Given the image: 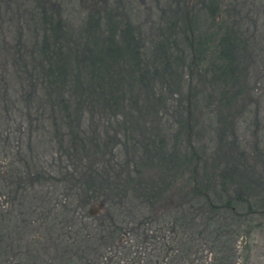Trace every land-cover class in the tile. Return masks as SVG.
Masks as SVG:
<instances>
[{
    "label": "trees",
    "instance_id": "obj_1",
    "mask_svg": "<svg viewBox=\"0 0 264 264\" xmlns=\"http://www.w3.org/2000/svg\"><path fill=\"white\" fill-rule=\"evenodd\" d=\"M38 1L44 6L25 10L27 0H0V264H117L113 262L114 256H105L107 251L114 250L124 256L121 264H236L234 238L241 232L242 218L260 216L262 220L257 226L264 223V182L256 181L260 187L258 192L251 193L250 188L240 190L235 197L225 198L218 191L213 192L214 196L210 198L197 186L188 188L190 192L195 191L193 199L197 204L191 202L187 213L170 215L172 225L170 231H167L168 236L164 234V225L159 226L161 213L155 209L158 196L154 194L158 193L157 186L146 185L139 190V194L147 193L149 198L145 203L152 206L153 210L149 217L144 212L141 214L139 228H131L137 232L136 235L140 234L144 253L147 254L151 248L148 260L144 263L139 248L136 249L135 255L138 254V257L135 260L129 252L131 245L122 242L117 244L118 234L123 233L132 223L127 218L133 212L126 214L129 209L126 203H122V199H119L118 204L123 205L126 211H119V218L108 212L109 217L106 219L109 222L106 224L103 219L100 221L104 226H93L90 222L85 224L92 215L80 211L95 199L102 200L97 206H105L109 185L107 180L110 178L108 176L105 179L103 176L111 172L110 168H103L101 173L91 161L89 164L83 163L85 170L81 172L78 169L82 160L74 159L69 152H65L69 162L62 161V156H54L53 159V162L60 164L57 178L52 176L51 170H36L34 159L40 150L47 152L45 148L52 143L50 136L55 137L57 145L62 146L65 135L61 123L69 132L74 129L70 133L72 140L69 142L72 144L71 149L77 150L76 143L83 141L79 132L82 130L85 113L90 118L98 110L111 117L117 116V113H130L131 108L139 107V95L134 93L135 89L147 92L146 108H149L150 102L154 107H167L168 100L162 96L168 93L172 85L167 80H175L172 79L173 74L178 75L177 80H184L180 79L177 72H172L169 66L159 70L153 65L143 64L141 53L145 51L147 41L143 34L133 28L129 19L122 22L116 20L117 14L109 16L110 31L106 33L101 23L107 13L104 10L93 11L82 24L84 32L69 36L64 33L62 19L52 18V12L57 10L59 3ZM234 3V6L233 2L226 6L222 4L226 14L234 15L233 20L228 19L226 23L234 37L215 33L219 38L221 57L228 59L231 66L239 53L248 52L252 47L251 25L247 23L255 24V18L249 15L255 3L247 8L246 15L238 0ZM220 6L214 0L208 12L219 13ZM123 16L126 15L120 12V19ZM39 25L45 34L41 48L29 56L28 53L33 49L27 51L26 48L27 45L37 46ZM216 25L218 29H223L221 22H216ZM136 29L142 30L141 27ZM186 30L190 31L188 25L185 26ZM156 31L159 36L154 32L147 35L154 42V51L175 50L180 53L175 57L176 61L186 58L185 50L178 45L181 42L177 38V28H174V32L162 28ZM48 32L54 34L50 33V38H47L48 35L45 36ZM172 35L175 38L171 41ZM191 36L188 32L183 43L189 47L192 63L182 73L187 71L191 75L196 71L202 78L199 67L195 66L196 50ZM120 44L126 49L122 50L118 46ZM93 45L94 48H90ZM65 47L67 51H64ZM117 53H121L122 57ZM124 55L131 61L126 62ZM69 58L72 60L69 61ZM228 69L233 73L239 70L235 65ZM156 93L161 96L156 97ZM116 138L115 135L114 141ZM241 153L240 157L243 158L244 152ZM20 165L26 167L24 171L20 170ZM52 167L55 166L51 163L49 169ZM70 182L72 185L80 182L85 186L86 195L83 199L87 200L80 202V210H76L77 202H74L73 196H69L73 192L71 184L68 186ZM60 187L65 191L64 196L57 193ZM177 209L182 208H175V211ZM200 216H204L206 221L195 237L192 229ZM232 225L233 228H230ZM179 228L183 229L185 236L188 230L190 233L185 255H180L181 250L168 247V241L175 239ZM247 234L249 232H244V235ZM169 235H173V238ZM199 245L207 246L212 252L209 261L204 260L201 254L196 256ZM164 249L165 253L161 256Z\"/></svg>",
    "mask_w": 264,
    "mask_h": 264
},
{
    "label": "rangeland",
    "instance_id": "obj_2",
    "mask_svg": "<svg viewBox=\"0 0 264 264\" xmlns=\"http://www.w3.org/2000/svg\"><path fill=\"white\" fill-rule=\"evenodd\" d=\"M27 1L28 6H25V10L34 6H44L38 0ZM216 1L218 6L221 4L220 12L210 14L209 5L212 7L214 0H50L51 4L59 3L57 10L52 12V18L62 19L64 33L69 36L84 32L85 28H82L84 27L82 24L93 11L104 10L107 13L101 23V28L106 33L110 31L109 16L117 14L116 20H123L122 22L129 19L132 26L134 25L133 28L143 34L147 41L146 49L141 53L144 57L143 64L153 65L159 70L169 66L172 72H177L181 76L180 79H184L177 80L178 75L173 74L172 79H176L167 80L172 83L168 93L162 95L168 100L167 107L158 105L154 107L150 102L149 108H146L147 92L135 89L134 93L139 95L137 97L139 107L131 108L130 113H125L126 117L125 114L118 115V113L117 116L111 117L101 110L95 111L92 118L85 113L83 131L79 132L83 141L76 143L77 150L71 149L72 144L69 142L72 140L71 134L74 129L69 132V129L62 123L61 126L58 121L65 135L62 146L57 145L56 138L50 136L49 140H52V143L45 148L47 152L40 150L34 159L37 163L36 170H51L55 178L60 174V164L53 162L54 156H62V161L69 162L66 160L65 152H69L74 159L82 160L78 169L81 172L85 170L83 163L89 164L91 161L98 166L101 173L104 171L103 168H110L111 172L103 176L105 179H108V176L110 178L107 180L109 185L106 189L107 202L104 207L96 205L102 201L101 199H95L80 210L82 208L80 202L87 200L83 199L86 189L80 182L73 185L72 182L68 183L73 190L69 196H73L74 202H77L76 210L92 215L85 224L88 225L90 222L93 226L98 224L104 226L100 222L102 219L107 224L108 212L119 218L118 212L126 211L123 205L118 204L119 199H122V203H126L129 209L126 214L133 212L127 218L132 223L123 233L118 234L117 244L122 242L127 246L131 245L132 249L129 252L135 260L138 257L135 252L139 248L144 263L148 260L147 255L151 253V248L145 254L142 250L140 234L136 235L137 232L131 228L135 226L139 228L141 214L144 212L149 217L153 210L152 206L145 203L149 198L147 193L139 194V190L144 189L146 185L157 186L158 193L154 194L158 196L155 200L157 206L155 209L161 213L159 226L164 225V234L168 236L167 231H170L172 225L170 215L173 216L177 212L178 215L182 212L187 213L191 202L197 204L193 199L195 191L190 192L188 188L197 186V189L210 198H213V192L218 191L225 198V196L235 197L240 190L250 188L251 193L258 192L260 187L256 181L264 182V0H238L245 15L248 13L247 8L255 3V8L249 13L255 18V24L247 23L251 25L253 45L248 52H241L235 57L234 65L239 70H234V73L228 69L234 65L231 66L228 59L221 57L219 38L215 35L221 33L220 36L226 34L229 38L234 37L226 25L227 21L233 20L234 15L226 14L222 4L226 6L227 3L233 2L232 6H234L237 0ZM120 12L126 15L123 19H120ZM111 20L114 21V18ZM177 20L180 22L176 23ZM216 22H221L223 29H218ZM186 25L189 26L190 31L185 32ZM255 25L256 29H254ZM41 27L38 26L37 46L27 45V51L33 49L28 53L29 56L36 49L41 48L42 37L45 35ZM139 27L142 30L136 29ZM158 28L172 32L174 28L178 29L177 38L181 42L178 45L180 49L185 50L186 58L176 61L175 57L180 53L175 50L154 51V42L149 40L147 35L154 32L159 36L156 31ZM188 32L194 39L195 66L199 67L202 78L196 71L191 75L187 71L182 73L187 69L185 67L192 63L189 47L183 43ZM50 33L48 32L45 37L48 35L47 38H50ZM152 37L155 39L154 36ZM173 38L174 35L171 41ZM91 46L90 48L93 49L94 45ZM118 46H121L122 50L126 49L123 44ZM64 51H67V47ZM225 53L230 55L228 52ZM117 55L122 57L121 53ZM168 55L171 57L167 58ZM70 60L72 59L69 58ZM124 60L131 61L125 55ZM155 96L159 97L161 94L156 93ZM115 135L116 141H114ZM241 151L244 152L243 158L240 157ZM75 153L76 156L73 155ZM51 163L55 167L49 169ZM21 167L20 165L19 168ZM24 167L20 170L24 171ZM118 178L121 182H118ZM106 185L107 183L103 186ZM57 193L64 196L65 191L60 187ZM144 195L145 197H142ZM1 199L3 200V197ZM175 208L182 209L175 211ZM251 216L242 218L244 221L240 225L241 232L234 238L236 264H264V223L258 227L261 217ZM205 221L204 216L197 218L196 226L192 229L195 235L203 229ZM230 228H233V225ZM177 232L175 239L168 241V247L181 250L180 255H185L187 245L189 246V230L186 236L181 228ZM244 232L249 234L244 235ZM206 235L208 236L207 233ZM51 236L56 237L54 234ZM170 237L173 238V235ZM197 249L199 252L196 256L201 254L204 260L209 261L212 252L208 247L199 245ZM164 251L165 249L161 256L164 255ZM105 256H114L113 262L116 261L117 264L124 258L115 250L107 251Z\"/></svg>",
    "mask_w": 264,
    "mask_h": 264
}]
</instances>
